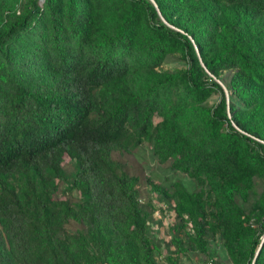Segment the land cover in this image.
I'll return each instance as SVG.
<instances>
[{"label": "trees", "instance_id": "1", "mask_svg": "<svg viewBox=\"0 0 264 264\" xmlns=\"http://www.w3.org/2000/svg\"><path fill=\"white\" fill-rule=\"evenodd\" d=\"M153 1L0 0V264H158L112 155L144 138L196 182L169 191L195 240L209 226L232 264H264V188L235 200L264 175V0ZM174 51L184 69L155 73Z\"/></svg>", "mask_w": 264, "mask_h": 264}, {"label": "rangeland", "instance_id": "2", "mask_svg": "<svg viewBox=\"0 0 264 264\" xmlns=\"http://www.w3.org/2000/svg\"><path fill=\"white\" fill-rule=\"evenodd\" d=\"M185 64L181 51L169 52L154 71L155 73L180 72ZM230 73L231 70H223L219 76L227 78ZM216 98L217 95L212 93L205 100L204 105L213 103ZM231 123L238 128L233 120ZM112 155L121 168L136 176L138 203L145 213V231L148 239L154 244L153 259L156 263L203 264L206 258L212 257L216 264H232L219 231H212V228L207 226L200 245L194 238L190 221L184 214L176 212L175 201L169 196V191L175 183L188 189H195L198 186L187 174L173 170L168 160L160 161L154 154L148 138H144L140 144L130 150H114ZM63 169L68 177L66 181L61 182L58 196H69L74 201L77 196L75 190L71 192L66 190V184L72 180L75 170L73 160H65ZM263 188L264 175H255L249 187L237 191L235 200L246 212H249L263 199L261 195ZM212 196L213 193H204L208 208H213ZM211 219L213 221L210 217L209 222ZM83 227L81 221L70 217L63 229L73 232Z\"/></svg>", "mask_w": 264, "mask_h": 264}, {"label": "water", "instance_id": "3", "mask_svg": "<svg viewBox=\"0 0 264 264\" xmlns=\"http://www.w3.org/2000/svg\"><path fill=\"white\" fill-rule=\"evenodd\" d=\"M153 1V0H152ZM153 3H154V1H153ZM154 5H155V7H156V4L154 3ZM156 9H157V7H156ZM157 11H158V9H157ZM158 13H159V11H158ZM159 15H160V13H159ZM195 49H196V47H195ZM214 79L223 87V89H224V92H225V95H227V92H226V89H225V87L223 86V84L219 81V79H217L216 77H214ZM263 237H264V232H263V234L261 235V239H260V242H259V244H258V246H257V249H256V251H255V254H256V252H257V250H258V248L260 247V244H261V242H262V239H263Z\"/></svg>", "mask_w": 264, "mask_h": 264}, {"label": "built area", "instance_id": "4", "mask_svg": "<svg viewBox=\"0 0 264 264\" xmlns=\"http://www.w3.org/2000/svg\"><path fill=\"white\" fill-rule=\"evenodd\" d=\"M203 264H216V263L214 262V259L212 257H208L205 259Z\"/></svg>", "mask_w": 264, "mask_h": 264}]
</instances>
